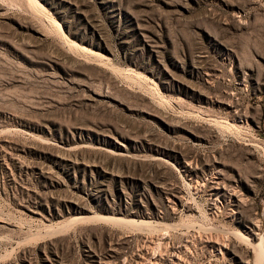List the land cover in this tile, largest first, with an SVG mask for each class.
I'll return each mask as SVG.
<instances>
[{
    "label": "rangeland",
    "instance_id": "obj_1",
    "mask_svg": "<svg viewBox=\"0 0 264 264\" xmlns=\"http://www.w3.org/2000/svg\"><path fill=\"white\" fill-rule=\"evenodd\" d=\"M0 264H264V0H0Z\"/></svg>",
    "mask_w": 264,
    "mask_h": 264
}]
</instances>
